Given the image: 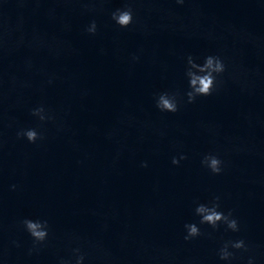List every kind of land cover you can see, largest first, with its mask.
<instances>
[{
    "label": "clouds",
    "instance_id": "obj_1",
    "mask_svg": "<svg viewBox=\"0 0 264 264\" xmlns=\"http://www.w3.org/2000/svg\"><path fill=\"white\" fill-rule=\"evenodd\" d=\"M179 5H183L185 0H175ZM111 19L120 28H128L133 23V9L131 7L117 8L111 13ZM85 31L90 35L97 32V23L92 20L86 27ZM138 59V57H133ZM227 71V65L223 58L219 55H207L203 58V63H198L197 59L189 55L186 60L185 76L188 79V90L184 95L187 97V103H194L198 97H207L218 90L219 84L222 82L221 77ZM51 82V81H49ZM180 94L177 92H161L155 98L157 109L161 112L176 113L180 108ZM31 115L37 117L40 122L54 120L55 117L45 109L43 105L38 106L31 111ZM17 138H24L29 143H36L42 140L43 135L35 128L20 129L16 133ZM187 159L186 156L172 158L173 165H179L181 160ZM202 166L206 167L212 174L219 175L223 171L224 161L219 156L209 153L205 154L201 160ZM147 167L146 163L141 165ZM15 185L12 188L15 189ZM220 197L215 196L209 203H198L194 209L195 215L200 217L199 225H208L212 229H217L220 225H224L226 230L239 232L240 226L238 220L233 216L232 212L224 213L220 211ZM23 228L30 235L33 241V247L29 250H38L49 236L50 226L47 220L25 218L20 222ZM197 223H186L184 225L185 241H191L203 235L201 228ZM249 245L243 239L227 240L222 243L217 251V255L221 261L231 264L236 257L237 252H249ZM73 255L75 264H83L85 259L80 248H74ZM59 264H71V261L61 259ZM247 264H255V256L249 255Z\"/></svg>",
    "mask_w": 264,
    "mask_h": 264
}]
</instances>
